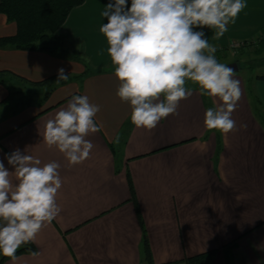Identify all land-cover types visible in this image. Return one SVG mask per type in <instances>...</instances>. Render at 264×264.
<instances>
[{"label": "crops", "instance_id": "crops-1", "mask_svg": "<svg viewBox=\"0 0 264 264\" xmlns=\"http://www.w3.org/2000/svg\"><path fill=\"white\" fill-rule=\"evenodd\" d=\"M110 2L114 0H85L56 31L65 49L78 53L82 63L0 46V70L30 81L56 75L61 68L68 76L51 82L55 87L46 100L40 98V105L16 113L0 83V161L12 173L10 180L15 183L14 167L6 156L16 149L42 165L59 163L62 179L56 197L61 212L37 235L35 255L20 253L14 262L7 258L2 264H186L187 258L214 249L218 252L208 264H226V248L233 264H264V73L234 72L242 95L232 113L236 128L227 135L204 125L213 99L216 105L222 101L202 97L190 81L186 86L193 94L175 114L151 131L136 128L129 103L116 95L120 82L99 31L107 23L101 13ZM245 2L247 7L223 37L215 38L207 27L195 30H202L216 48L259 37L264 0ZM15 32V23L0 13V38ZM231 62L239 67V61L224 64ZM87 66L102 71L70 79ZM74 95L100 105L95 120L103 126L86 137L94 147L78 165L49 149L42 137L47 120ZM143 232L151 262L143 249Z\"/></svg>", "mask_w": 264, "mask_h": 264}, {"label": "clouds", "instance_id": "clouds-1", "mask_svg": "<svg viewBox=\"0 0 264 264\" xmlns=\"http://www.w3.org/2000/svg\"><path fill=\"white\" fill-rule=\"evenodd\" d=\"M247 7L245 0H114L101 15L99 31L120 84L116 95L131 107L130 122L151 131L176 113L192 96L195 84L202 97L219 98L208 107L204 125L227 135L236 128L232 113L242 92L234 70L218 62L205 27L223 37L228 25ZM64 69L58 80H67ZM163 97V99H161ZM101 110L86 95H74L66 108L47 120L43 142L56 148L70 165L89 158L93 143L86 139L102 129L95 120ZM14 167L15 183L0 161V255L16 260L17 250L34 242L39 232L61 212L56 202L62 179L60 164L41 160L16 149L6 156ZM35 255V253H33Z\"/></svg>", "mask_w": 264, "mask_h": 264}, {"label": "trees", "instance_id": "trees-1", "mask_svg": "<svg viewBox=\"0 0 264 264\" xmlns=\"http://www.w3.org/2000/svg\"><path fill=\"white\" fill-rule=\"evenodd\" d=\"M84 1L85 0H0V13L6 17L7 21H12L16 25V32L13 35L0 38V46L8 45L20 50L45 51L53 55H60L59 52L63 54L65 49L61 47L62 41L61 38L57 36L56 31L63 24L71 9L81 5ZM262 32L264 33V28H262ZM263 44L264 43H261L260 46H263ZM221 49L222 51H219L217 48L215 53L217 61L226 53L228 47L222 46ZM101 71L102 70H92L87 66L81 74L71 76L72 78L74 77L73 79H77L90 73ZM56 78H58V74L40 81H30L8 70H0V83L7 87L9 93L5 98L6 101L11 100L12 97L14 98L15 95L21 93V90L16 87L18 84L42 88L44 95L41 101H44L51 93L52 89H54L55 85H52L51 82ZM262 78H264V76H262ZM15 83L17 84L15 85ZM30 103L31 99L29 98L25 104L30 105ZM16 112H18L16 109L12 111V113ZM130 189L132 192L131 186ZM136 211L139 222L142 225L138 209ZM147 245V239L143 232V249L147 261L151 262V256ZM35 251V244L30 242L26 245H22L17 250L16 255L20 253H34ZM217 252L218 250L214 249L189 257L186 259V264H208ZM224 255L225 263L233 264L230 251L227 248L224 249ZM7 258L8 257L0 255V264Z\"/></svg>", "mask_w": 264, "mask_h": 264}, {"label": "rangeland", "instance_id": "rangeland-1", "mask_svg": "<svg viewBox=\"0 0 264 264\" xmlns=\"http://www.w3.org/2000/svg\"><path fill=\"white\" fill-rule=\"evenodd\" d=\"M243 46L232 48L230 44L227 45L228 49L226 50V53L218 59V62L225 63L227 61H239V71L242 75H253V74H263L264 73V44L263 46L260 44L264 43V35H260L257 37L256 40H249L245 41ZM251 43V44H250ZM61 47L65 49V44L61 42ZM13 48V47H12ZM219 51H222V47H217ZM15 49V48H14ZM60 55L63 56H69V58L73 61H78L82 63V58L79 56L78 53L74 52V50L69 51L68 49H65L63 54L59 52ZM86 68V67H85ZM7 76V75H6ZM8 77V76H7ZM72 76L70 77V79ZM74 78V77H73ZM72 80V79H71ZM17 83H15L16 85ZM14 85V86H15ZM17 89L21 90V93L14 96V102L13 99L9 101V104L12 103L11 106H9V109L11 110H22L30 105H40L42 102L40 101V98L43 97V89L42 88H33L29 85H16ZM31 99V104L26 105L25 102H27L28 99ZM19 103V104H18ZM25 104V105H24Z\"/></svg>", "mask_w": 264, "mask_h": 264}, {"label": "built area", "instance_id": "built-area-1", "mask_svg": "<svg viewBox=\"0 0 264 264\" xmlns=\"http://www.w3.org/2000/svg\"><path fill=\"white\" fill-rule=\"evenodd\" d=\"M261 35L263 36L264 35V33L261 31ZM257 38H254L253 40H256ZM244 43H246L245 41H232V42H230L229 44H230V46L232 47V48H237V47H240V46H243L244 45Z\"/></svg>", "mask_w": 264, "mask_h": 264}, {"label": "water", "instance_id": "water-1", "mask_svg": "<svg viewBox=\"0 0 264 264\" xmlns=\"http://www.w3.org/2000/svg\"><path fill=\"white\" fill-rule=\"evenodd\" d=\"M226 65H228L229 67L233 68L234 72H236L238 70V68H239L237 62H231V63H228Z\"/></svg>", "mask_w": 264, "mask_h": 264}]
</instances>
